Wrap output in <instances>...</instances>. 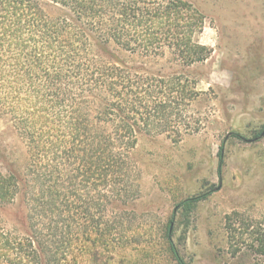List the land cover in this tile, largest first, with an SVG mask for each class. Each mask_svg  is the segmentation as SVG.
<instances>
[{"label":"rangeland","instance_id":"rangeland-1","mask_svg":"<svg viewBox=\"0 0 264 264\" xmlns=\"http://www.w3.org/2000/svg\"><path fill=\"white\" fill-rule=\"evenodd\" d=\"M186 1L204 18L199 39L213 50L206 60L183 66L170 54L143 59L126 52L123 57L151 71L185 74L196 83L197 95L185 112L190 130L180 138L140 134L129 185L119 183L100 191L101 196L74 166V201L67 203L68 182L61 172L59 202L43 203L51 211L45 210L41 232L49 256L55 254L52 264H178L168 230L188 264H264L249 250L233 256L225 228V216L234 210L251 220L264 214V136L255 139L264 130V0ZM5 45L0 46L5 64L0 72V170L24 177L28 145L6 111L23 100L17 117L38 115L35 91L42 83L35 78L34 84L7 88V79L17 80L28 68L15 63L21 50ZM196 196L201 199L180 206ZM26 212L18 199L0 206L3 226L26 236Z\"/></svg>","mask_w":264,"mask_h":264},{"label":"trees","instance_id":"trees-1","mask_svg":"<svg viewBox=\"0 0 264 264\" xmlns=\"http://www.w3.org/2000/svg\"><path fill=\"white\" fill-rule=\"evenodd\" d=\"M203 28V16L186 0H0V46L21 50L15 63L28 68L17 80L7 79V88L34 84L35 78L42 83L35 91L38 115L18 118L23 100L6 111L27 142L29 163L24 177L0 170V206L18 199L27 208V235L4 227L0 217V264L53 263L41 232L45 210L51 212L43 203L59 202L61 172L67 203L74 201L75 169L99 195L122 182L128 186L140 134L180 138L190 130L185 112L197 95L196 83L185 74L130 64L123 53L143 59L170 54L190 66L213 51L200 42ZM4 66L0 54V72ZM219 158L221 164L222 151ZM225 228L233 256L249 250L264 258V214L251 220L234 210L225 216ZM167 238L177 263L188 264L169 230Z\"/></svg>","mask_w":264,"mask_h":264},{"label":"water","instance_id":"water-1","mask_svg":"<svg viewBox=\"0 0 264 264\" xmlns=\"http://www.w3.org/2000/svg\"><path fill=\"white\" fill-rule=\"evenodd\" d=\"M261 136H264V131L262 132ZM172 225H173V223H172Z\"/></svg>","mask_w":264,"mask_h":264}]
</instances>
